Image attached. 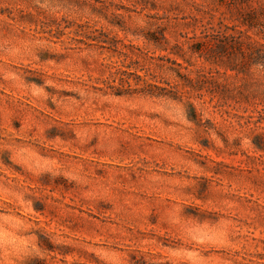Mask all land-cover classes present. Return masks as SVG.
I'll use <instances>...</instances> for the list:
<instances>
[{
	"label": "rangeland",
	"instance_id": "1",
	"mask_svg": "<svg viewBox=\"0 0 264 264\" xmlns=\"http://www.w3.org/2000/svg\"><path fill=\"white\" fill-rule=\"evenodd\" d=\"M0 264H264V0H0Z\"/></svg>",
	"mask_w": 264,
	"mask_h": 264
},
{
	"label": "trees",
	"instance_id": "2",
	"mask_svg": "<svg viewBox=\"0 0 264 264\" xmlns=\"http://www.w3.org/2000/svg\"><path fill=\"white\" fill-rule=\"evenodd\" d=\"M254 14L252 15L254 18H255V12H253ZM252 18V17H251ZM244 19L241 23L247 27V30L250 29V28H253L254 27V24H253V19ZM198 47H197V52H199V54H203V49H207L208 48V45H209V41H204V40H201L199 43H198ZM210 45H215L216 47H222V45H218L216 42L214 43H211ZM204 47V48H203Z\"/></svg>",
	"mask_w": 264,
	"mask_h": 264
}]
</instances>
